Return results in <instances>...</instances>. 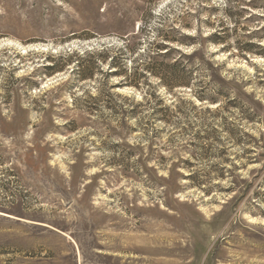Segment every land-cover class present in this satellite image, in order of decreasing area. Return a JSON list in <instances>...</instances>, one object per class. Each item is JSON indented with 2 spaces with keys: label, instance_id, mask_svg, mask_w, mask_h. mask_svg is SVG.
<instances>
[{
  "label": "rangeland",
  "instance_id": "374dc122",
  "mask_svg": "<svg viewBox=\"0 0 264 264\" xmlns=\"http://www.w3.org/2000/svg\"><path fill=\"white\" fill-rule=\"evenodd\" d=\"M0 264H264V0H0Z\"/></svg>",
  "mask_w": 264,
  "mask_h": 264
},
{
  "label": "trees",
  "instance_id": "16d2710c",
  "mask_svg": "<svg viewBox=\"0 0 264 264\" xmlns=\"http://www.w3.org/2000/svg\"><path fill=\"white\" fill-rule=\"evenodd\" d=\"M166 50H167L166 53H168L170 51V48H166ZM100 53L104 54L106 52L101 51ZM181 59H182V56L178 60H176L175 63L172 65L162 63L161 65L156 66V67L150 66L148 61H144L142 63V67L144 68L145 73L155 76L168 89L175 88V87L192 88L193 85L190 81L189 72L185 69V67H183V63ZM115 63H111L110 65L112 66ZM48 69L55 71L56 67L55 66L48 67ZM116 72H118L117 74L121 73V71H116ZM83 77H86V76H83ZM129 83L132 84L136 88L141 86L140 83H138L137 81L129 80Z\"/></svg>",
  "mask_w": 264,
  "mask_h": 264
}]
</instances>
